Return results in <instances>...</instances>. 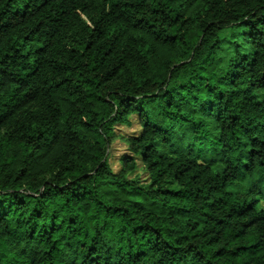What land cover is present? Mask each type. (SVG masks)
<instances>
[{
  "label": "clouds",
  "instance_id": "obj_1",
  "mask_svg": "<svg viewBox=\"0 0 264 264\" xmlns=\"http://www.w3.org/2000/svg\"><path fill=\"white\" fill-rule=\"evenodd\" d=\"M0 264H264V0H0Z\"/></svg>",
  "mask_w": 264,
  "mask_h": 264
}]
</instances>
